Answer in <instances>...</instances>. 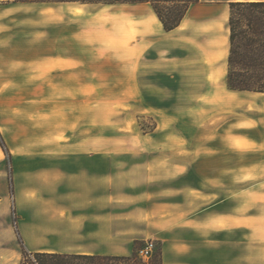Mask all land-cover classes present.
I'll use <instances>...</instances> for the list:
<instances>
[{
    "label": "rangeland",
    "instance_id": "374dc122",
    "mask_svg": "<svg viewBox=\"0 0 264 264\" xmlns=\"http://www.w3.org/2000/svg\"><path fill=\"white\" fill-rule=\"evenodd\" d=\"M154 21L161 25L148 3L0 0V264L18 262L22 245L29 251L137 252L145 259L159 253L160 242L119 232L122 225L115 233L92 223L69 225L74 220L64 210L59 174H50L52 184L43 177L65 153L94 148L119 155L122 165L167 170L178 164L181 172L192 167L199 173L207 165L203 157L228 141V154L244 164L243 206L250 216L252 139L264 128V93L223 84L210 97L164 98L141 96L139 82L125 87V44L139 45ZM55 59L70 64L49 62ZM92 138L98 144L87 143ZM149 242L145 257L140 251Z\"/></svg>",
    "mask_w": 264,
    "mask_h": 264
},
{
    "label": "crops",
    "instance_id": "0c3cea01",
    "mask_svg": "<svg viewBox=\"0 0 264 264\" xmlns=\"http://www.w3.org/2000/svg\"><path fill=\"white\" fill-rule=\"evenodd\" d=\"M230 1L240 0H199L169 31L154 13L161 25L154 21V30L141 36L136 47L125 44V87L139 82L141 96L164 98L210 97L223 84L227 89ZM57 61L70 64L65 59L49 62L62 67ZM255 134L250 216L243 206L244 164L228 154V141L203 157L207 165L199 173L192 167L181 172L178 164L167 170L163 165L150 170L143 162L122 165L119 155L92 148L56 155L59 165L46 166L43 177L47 184L50 174H59L68 202L64 210L74 220L70 226L92 223L115 233L122 225L119 232L152 237L161 244L158 264H264V128Z\"/></svg>",
    "mask_w": 264,
    "mask_h": 264
},
{
    "label": "trees",
    "instance_id": "16d2710c",
    "mask_svg": "<svg viewBox=\"0 0 264 264\" xmlns=\"http://www.w3.org/2000/svg\"><path fill=\"white\" fill-rule=\"evenodd\" d=\"M18 2L148 3L166 31L177 27L191 4L199 0H15ZM229 53L226 85L231 90L264 93V0L229 2ZM0 143L5 148L0 136ZM138 240H135V243ZM161 249L151 259L139 253L99 254L61 251H29L15 264H158Z\"/></svg>",
    "mask_w": 264,
    "mask_h": 264
},
{
    "label": "built area",
    "instance_id": "2783aa9c",
    "mask_svg": "<svg viewBox=\"0 0 264 264\" xmlns=\"http://www.w3.org/2000/svg\"><path fill=\"white\" fill-rule=\"evenodd\" d=\"M152 247H153V243L152 242L147 243L145 248L140 251L141 254H143L145 257H148L150 255L151 251H152Z\"/></svg>",
    "mask_w": 264,
    "mask_h": 264
}]
</instances>
